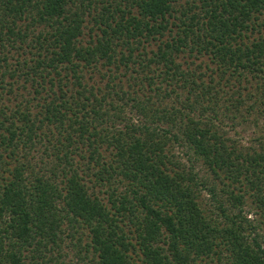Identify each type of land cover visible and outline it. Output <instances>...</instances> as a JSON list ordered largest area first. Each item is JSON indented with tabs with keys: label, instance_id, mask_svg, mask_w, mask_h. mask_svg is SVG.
Masks as SVG:
<instances>
[{
	"label": "trees",
	"instance_id": "1",
	"mask_svg": "<svg viewBox=\"0 0 264 264\" xmlns=\"http://www.w3.org/2000/svg\"><path fill=\"white\" fill-rule=\"evenodd\" d=\"M263 138L264 0H0V264H264Z\"/></svg>",
	"mask_w": 264,
	"mask_h": 264
},
{
	"label": "rangeland",
	"instance_id": "2",
	"mask_svg": "<svg viewBox=\"0 0 264 264\" xmlns=\"http://www.w3.org/2000/svg\"><path fill=\"white\" fill-rule=\"evenodd\" d=\"M228 121V120H227ZM226 122V121H225ZM229 122V121H228ZM226 122V123H228ZM228 129V128H226ZM229 135L232 136L233 139L237 140L239 143L243 145H256L257 143L254 142L256 139V134H255V127L251 122H247L244 124H241L239 126H235L233 130L229 132ZM263 143H264V138H263ZM178 158L184 163L185 165H192L197 171L198 176L201 178V180L206 181L207 184L213 181L212 175H209L208 170L206 167L202 164L200 160L195 159L193 156H188L184 154V150L179 151ZM202 197L204 202H206V205L209 204L208 202V194L205 189L202 190ZM219 197L222 200L226 199V195L223 192L219 193ZM254 206L250 204H246L244 206V213L249 219H254L255 216V211H254ZM73 247H64V257L61 259L63 262L62 264H86L82 259V256H79L76 254L75 250L72 249Z\"/></svg>",
	"mask_w": 264,
	"mask_h": 264
}]
</instances>
